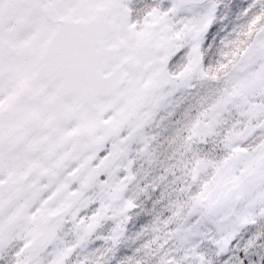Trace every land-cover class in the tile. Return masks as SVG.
Returning a JSON list of instances; mask_svg holds the SVG:
<instances>
[{"label":"snow or ice","instance_id":"6c2138e0","mask_svg":"<svg viewBox=\"0 0 264 264\" xmlns=\"http://www.w3.org/2000/svg\"><path fill=\"white\" fill-rule=\"evenodd\" d=\"M0 264H264V0H0Z\"/></svg>","mask_w":264,"mask_h":264}]
</instances>
